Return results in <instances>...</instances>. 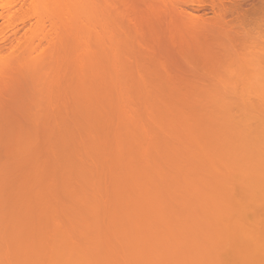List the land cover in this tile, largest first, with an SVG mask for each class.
<instances>
[{"label":"rangeland","instance_id":"374dc122","mask_svg":"<svg viewBox=\"0 0 264 264\" xmlns=\"http://www.w3.org/2000/svg\"><path fill=\"white\" fill-rule=\"evenodd\" d=\"M5 1L7 3L11 0ZM96 3V14L99 17L88 18L89 24L87 25L89 28L85 29V33L83 34L84 38L80 39L78 42V38L72 35V39L77 38V43L75 41L73 42L69 35L66 38L69 40L66 41H72V43L68 44V46H66V43V49H64L65 47L63 46L64 51L66 50L67 52L65 51L66 53L63 54L64 51H62V54L60 53V56L58 57L53 54L59 58L58 60H61L62 66L66 69L62 74L63 76L58 78L59 80L56 79L57 72L56 74L54 73L55 69L59 72L61 69H64V67L61 69L59 66H57L58 68H53V66H55L58 62V60H55L53 56L52 59L56 61L54 65L53 63L55 61L50 64L48 61L49 58L46 59L47 63L45 60L43 61L45 62L44 64H41L39 61V63H36L31 60L33 56L29 58L30 62L32 61L29 64L27 58L30 57V52L27 50L29 54L27 57V52L24 51V48L18 52L17 47L6 46L4 48V54L1 53L2 57H4V55L5 57H8L16 52L17 53L14 54L15 56H21L24 52L27 57L24 60H27V64L29 65L33 63L34 66L32 67L31 65L30 67H32V69H28L29 66L25 61L23 62L25 63L23 65V63H18L20 61V59H18L19 57L12 58L10 56V61L12 59H16L15 62L18 61V64L16 65V63L13 62L15 64V66L13 65L15 68L12 67L11 70L9 69V74L10 76L12 75V77L7 78V80H5L6 78H1L0 81L2 84H7L6 86H3L4 84L0 86V264H54L56 261L57 263L55 264H71V255L73 252H77L78 250L79 252L81 251V253H88L93 249L102 250L105 254L108 253V257L105 256L107 258L106 263L102 264H127L128 262V264H130V261L131 264H172V262H175L176 264H184L188 259V256L183 259L186 252L183 247L188 244L190 246L194 244L195 246L196 243H198V241L195 243L193 242L197 239L199 240V237L195 239L197 237V230L195 231V226L198 227L199 232L201 224H203H200V222L197 221V218H194V220L196 219L199 223V226H194L195 223L193 222L195 221H193L192 218L195 214L200 217L196 216L199 219L206 216L201 214V217L198 213L200 211H198L197 214L194 212L196 211V208L193 209L190 207L194 210H191L194 212L192 216L190 215L192 212L189 214L192 221L191 224L188 223L190 220L187 216L186 219L182 220V218H185V215L182 216L184 213L183 211L188 209V207L187 209L185 207V209L182 210V208H184L183 204L185 202V206L191 204L188 202L187 196L184 195L186 194L185 190L188 188L189 191H193V188H197L199 183L201 185L204 184V189L203 187H200V184L198 189L200 187V192L203 189L202 191L206 193L204 196L207 195L209 191L212 192V195L209 194L210 192L208 193L211 195L212 198L210 199L212 200L215 198V196L213 198V195L217 192V190L216 192L214 191L215 187L214 189L212 188L215 194H213V191L210 190V187L215 184L213 183L215 180L213 181L209 177H204V174H208V172H210L209 176L215 174L214 176L217 177V174L219 173L216 174L215 172L218 171L216 169L219 167H215L216 171L212 169L213 172L211 170L206 172L205 165V168L203 167L204 169H201L203 170L202 173L204 171L205 172L203 175L199 174V172L201 173L199 167L201 164L203 166L205 163V161L201 160H203L206 156H209L207 152L203 153V148L206 149L205 147H207L208 144V147H213V149L215 148L212 145L214 142L217 144V132L220 133L224 131L229 133L227 130L228 128L225 129L224 127L230 125L232 126L233 124L231 122L232 119L228 117L231 114L226 116L227 112H229V108L230 110L232 109V113H237L236 109L240 107V109H242V107L246 104L236 106V104L240 103V101L238 103H236V101L240 98L244 99L245 93L249 96L251 89L255 95L256 83L254 82L253 84L255 86L254 88L253 86L249 87L250 84L252 85V81L250 79H260V82L261 80L264 82V0H185L179 4H175L169 0H97ZM28 10H26L25 13L16 14L13 17V22L15 23L14 25H20L22 23L21 21L23 20L24 22L25 19L26 21L30 20V16L33 18V11L31 9L29 11ZM27 17H29V19ZM76 21H78V19L70 22L72 23ZM53 22L60 23V19L52 20L50 17L49 19L44 18V23L48 29L51 28V24ZM61 24L62 22L60 23V26ZM69 26H72V24ZM5 27H7V23L0 17V30ZM59 49L58 51H60ZM18 53L21 54L18 55ZM35 55L33 58H35ZM64 59L65 61L67 60V62L64 61L66 65L62 62ZM22 65L24 67H22ZM19 67L22 69L25 68L23 72L18 71L20 69ZM26 69H28V71ZM7 74L8 73H6V75ZM32 76H34L35 79ZM49 76L55 77H53V81H50L51 77ZM246 81H250L249 85L248 82L246 84ZM240 84H243L244 87H246V84L248 85V88H242V85ZM257 86H259V83ZM249 88L251 89L249 90ZM257 89L260 88L257 87ZM243 90L246 91L241 94L244 92ZM215 91H217V93H215ZM234 91L236 93L239 92L243 96L237 97L236 100L234 98L236 97V93ZM261 91L262 93L264 92L262 89ZM209 92H214L215 97L217 95L220 96L222 92L223 95L220 97L225 101L227 98L229 99L226 101L227 103L223 105L222 103L224 102L220 103L222 99L219 98V96H217L215 100L213 95L214 98L211 99V93ZM233 92L234 94H231L233 95L232 99L229 93ZM256 92H259V90ZM208 93L210 96L207 95V97H205ZM256 95L262 96L259 95V93ZM196 96L198 99L201 97L199 99L201 100V103L204 101L202 107L205 110L209 108L207 111L202 110L203 108H198L200 106V101H196L197 98L194 99ZM259 98L260 97L257 99ZM204 99L206 100V103L208 102L210 105L208 103L207 105ZM208 99H211L214 103ZM217 99H219V102ZM250 99L252 98L250 97ZM229 100L232 104L236 103L234 104V108L237 107L235 109L236 111L233 110V105L229 103ZM252 100L256 104L259 103V101H254L256 98H253ZM216 101L220 103V106H225L226 109L223 107V111L222 108H218L217 105L216 107ZM253 102L250 100L247 104L250 106V103H252V108H255L256 105L254 106ZM191 103H193V105H191ZM242 103H244V100ZM180 104L188 106L187 108L190 110L183 105L179 106ZM196 104L197 107L193 109ZM204 104H206V106H204ZM230 105H232V107ZM259 107V104H257L255 109L257 110ZM180 108L181 111L179 110ZM248 108L249 107H244V112L247 111ZM187 110L190 111L192 115ZM213 110L218 111L217 114L219 115H217ZM193 111H195V113H193ZM201 111H203L205 115H203ZM183 112L186 113V116ZM224 113H226V115ZM240 113L241 116H243V111ZM199 114L202 116L201 118L203 120L206 119V116H208V121L211 122V124L213 123L214 126L216 125L215 128H213V125V127L210 128V124H208L209 122L205 120L207 124L206 122H204V124L209 126L208 128L210 129L208 130H210L209 132L211 134L207 131V127L205 125V127L203 126L204 129L202 128L204 131H200L203 122L202 119L199 118ZM193 115L197 117V120H195L196 117ZM210 115L213 117L215 116L218 122L212 121L213 119L211 118L213 117ZM235 115L238 119V114ZM235 115H233V118ZM178 116L180 117L178 118ZM189 117L191 120L190 124L188 123L189 119H187ZM223 117H225L224 119L227 121H225ZM221 118L224 120L225 124H222L223 122L221 121ZM183 119L186 121V125L184 124ZM178 120L180 121L178 122ZM236 121L239 122V120ZM176 122L179 124L181 122L184 127H181L182 125H179ZM229 122L232 124L229 125ZM191 124L197 133L199 131L200 133L204 132L207 137L204 133H201L202 137H199L200 133L197 134L194 129L193 132H191ZM236 124L238 125L237 122ZM187 125H190L191 127H187ZM220 125L222 129L224 127L226 131L222 130ZM217 126L220 127L219 129L222 131H219ZM233 126L237 127L236 125ZM216 127L218 130H215L217 132L214 133L215 131L211 129H216ZM175 128L179 129L177 131L180 132L177 133ZM196 128L200 130H197ZM231 130L229 134L232 137L234 134L231 135ZM211 131H214V134ZM256 131L258 132V130ZM170 132L171 134H169ZM191 133H195L199 136L196 137V135H194V137H196L194 139L193 134ZM246 133L248 132L245 131V134ZM178 134L181 137L175 136ZM208 134L211 136L213 134V137L215 135V139ZM221 134H223V132L217 136L220 135L222 137L223 135ZM235 134H238V132L236 131ZM63 136L66 137L65 140L63 139ZM226 136L229 135L226 134ZM203 137H206L204 141L202 140ZM210 138L211 141H215L212 143L207 142ZM226 138L227 137L220 139L222 141L219 142H223V139ZM234 138L236 139L237 137L234 135ZM196 139L199 141L197 142ZM235 139L234 141L238 140L236 142L238 145L240 138L237 140ZM242 139L243 138H241V140ZM228 141L226 140V143ZM234 141L232 143L233 145ZM199 142H201V144L203 143V145L200 144L201 146L199 145L197 147L199 148V151L202 148L201 153L203 156L205 154L204 157L196 150L198 149L196 145H198L197 143ZM185 143L186 145H184ZM224 143L225 141L223 144ZM188 144L193 148L187 146ZM237 145H235L234 150L236 147L238 148ZM225 147L223 149L227 150ZM217 148L218 146L216 149ZM240 148H242V146ZM253 148L251 147V149ZM185 150L189 153L186 154L187 151ZM206 150L210 154L209 148ZM259 150L260 148L258 147V152ZM196 151L199 152L200 155H197V153L195 154ZM237 151L241 152V149L239 150L238 148L235 152L233 150L230 152L228 151L227 155H230V159L227 158V160L229 159L228 161L230 164L235 163L236 160L234 161V156L238 159L237 157L239 155L241 157L243 154L236 153ZM262 151L256 153V150H254L252 156L260 155V159L262 160L264 159V154L261 153ZM215 153H218V155H215ZM215 153L213 152L214 156H222V159H224V154H226H222L223 152L220 151H216ZM246 154L247 153H245V157L248 156ZM179 156H181V158ZM240 157L239 161L241 158H244V156ZM214 158L216 161V157ZM218 158V161L221 160ZM257 158V160H260L259 157ZM210 160L211 159L208 158L207 162L209 163ZM244 160L246 161V159ZM257 160L254 159V162H257ZM261 160L260 163L259 161L256 163L257 165L253 163V169H256L255 166H258V164H263ZM222 161L224 162V160ZM155 162H157V166ZM197 162L199 164L200 162L203 163L199 166L197 165ZM218 163L222 162L220 161ZM218 163L217 165L220 166ZM210 164H212V162H210L207 167H210ZM224 165L220 166V168H223V170L226 169V171L219 168V172L221 173L223 171L227 174L228 168H225ZM229 165L227 166L229 167ZM190 166L193 167L191 174L197 170L196 168H199L197 170L198 172L193 174L192 178L190 177V174H187V171L191 170ZM250 166L252 167L253 165L251 164ZM194 167L196 168L194 169ZM237 167H235L236 170L235 168L233 169L235 172L232 169H229L231 171L230 175L233 172V175H231V177L233 176V179L237 176V171H239V173L241 172L240 169H237ZM247 167L248 166L246 165V169ZM244 169L242 170L244 171ZM253 169L251 168L252 171ZM260 169L262 173L263 170L262 168ZM182 171L186 172L183 173ZM211 172L213 174H211ZM246 172L248 173L249 171ZM255 172L257 173L255 170L251 173L254 174ZM251 173L248 174V176H250ZM182 174H187L186 176L184 175V179H182ZM198 174L200 177L202 176L201 179ZM225 175L219 176V178L222 177L224 180L226 179ZM242 175L243 174L241 173V176ZM188 176L191 180L193 179V184L191 183L192 185H188L190 184L189 181L188 183L186 182ZM251 176L253 177V175ZM239 177L240 174L237 176V179H241ZM161 178L164 179V181ZM195 179L196 182L198 181L197 179L200 181L197 185L196 182H194ZM216 179V181L220 180L218 178ZM208 180L213 181L210 183V187L207 185L209 184L207 183ZM231 180H229V182L226 180L223 182L222 180L220 181L222 183H226L227 185L230 183L231 186V183L233 182V180ZM235 180L234 182L237 185V181ZM220 181L218 183H220ZM137 182L140 183L138 184ZM145 183L147 184L144 185ZM185 183H187V186L193 188L190 190V187H187ZM242 183L243 181L241 184ZM152 184L153 188H151ZM177 184H180V186L178 185L180 190L178 189ZM243 184V188L239 187V189L243 190L239 196L240 198L244 195L243 192L247 194L245 191L247 190L245 189L247 188L245 187L247 184ZM181 185H183L184 188L185 186L187 188L184 190ZM135 186H138V188ZM231 188L236 187L235 185H232ZM221 189H223V187H221ZM221 189H219V191ZM229 189L228 185V187L223 190L225 192L226 190L230 192L232 189H230V191ZM169 190L173 191H171L172 194ZM197 190H195V192ZM205 190L208 191L205 192ZM179 191L183 194L182 195L180 193L182 195L181 198L186 197L184 199L187 200H185L182 205L180 204L183 200L179 198L180 196H178ZM198 191L197 194L195 193L196 197L192 196L194 194L190 195L191 193H194V191L189 192L190 194L187 192L189 194L188 197L192 196V198L194 197L193 199L196 198L195 200H197L198 197L199 202L203 200H200L199 197H203L205 200V197L202 196L203 194L201 193V195H199ZM235 191L236 189H233V191H231L233 193L230 192L231 195L234 194L233 196H235ZM146 195L148 196V199ZM209 195L207 196L210 197ZM216 195L219 194L217 193ZM220 195L222 194L220 193ZM227 196L226 198L230 200V196ZM208 197L206 198L208 199ZM178 198L182 200V202ZM217 198L215 200H217ZM240 198L238 201L247 200L245 196H243L244 200L243 198L240 200ZM195 200H193L194 203L192 202L193 205L191 204V206H199V203H195ZM218 200L224 202V199ZM218 200L216 202H219ZM175 201H179L177 206V202ZM203 203V210L202 206L198 208L202 211L209 210L205 207V201ZM194 204H196V206ZM135 209L139 213H137ZM230 209L232 210L234 208L230 207ZM169 210H171L172 214ZM188 211H185V213ZM150 212H152L153 215L156 214L155 216L157 219L154 216V220L153 215ZM231 212H233V210ZM228 214L231 216L230 211ZM229 215H226L225 213L226 218H232V216L230 217ZM170 216H172V219L174 218L172 222L176 221L175 219H178L175 217H180L173 226L179 227L181 222H185L184 220H186V223L184 224H190V226H192L193 223L194 227H192L194 230L189 225H185V227H183L186 231H188L187 229L190 227L191 230L189 232L191 233L195 231L193 234L196 233V236H193L192 234L188 237L190 234H188V232L185 233L183 228L180 227L185 234V238L188 237L189 241L191 240L190 237H195L192 239L193 244H190L191 242L189 241L187 244V238L184 242L183 240H185V238L182 240V237H179L180 235L178 233H175L177 235H174L173 233L176 232L174 229L171 230L174 232L170 234L171 231L169 232V230L171 228L168 227H172L170 225L174 223H170ZM136 217L137 220L135 221L134 218ZM207 217H204V220L203 218L201 220L205 222V218L207 219ZM24 219L25 221H23ZM160 219L163 220L161 221ZM210 219H207L209 224H211L209 221ZM137 221H139V223ZM207 221L205 224H208ZM212 221L215 224L214 219ZM5 222L7 224H5L6 226L4 225ZM222 222L225 223L226 221L223 220ZM131 223L135 225L134 229L136 225L138 226V224L141 226L140 228L139 226L136 227V229H139L137 231L135 230L136 233L133 232L134 235L136 234V236L138 235V237H140L141 241H139V238L137 239L139 243H137L138 241H133L135 236L130 234L131 232L127 234L128 231H122L124 226H127V228H130V225L133 226ZM152 223L155 225L153 226ZM168 223H170V225ZM226 223L224 226L227 225ZM162 224H164L169 230L167 231V229H165L166 227ZM214 224H212L213 228ZM12 225H14V227ZM186 226H188V228ZM210 226L211 225H209V227ZM220 226L222 227L221 224ZM232 226L236 229L235 232L237 233V230H239L237 229V225L235 226V224L233 225L232 223ZM232 226L231 228H233ZM207 227V225L205 227L203 224L202 229L206 228L203 230L205 233L202 232L203 236L206 235V233L208 234L207 230H209V228ZM211 230L212 229H210V231ZM138 231H140V234ZM121 232L126 233L125 236L128 235L129 238L126 236L128 239H125L124 236H122L124 233L122 234ZM178 232L181 233L180 230ZM168 234L171 236L169 235L167 237L166 235ZM129 235H131V237L133 236L132 241ZM182 235L183 234L181 233V236ZM211 236L215 237L214 234ZM208 237L204 238L206 239V242L208 241ZM210 237L209 240H211ZM219 238L220 237H218V240ZM231 238V242L233 240L234 243H230L231 250L229 251H232L233 248H235L234 250L238 249V244L240 242L236 241L238 240L236 237H234V239ZM179 239H181V241ZM183 242L185 246L183 245L182 247ZM204 242H202V245ZM206 242L204 244L207 245ZM206 245L205 247L208 249V245ZM210 246L211 248H216V245ZM202 247L203 249L205 248L204 246H198L197 248L200 251ZM181 248L184 249L185 252L184 250H181ZM197 248L195 249L198 250ZM206 248L205 250H207ZM140 249H144L142 251L148 253V257L146 259H133L135 257H132L131 259L128 257L133 254V252H136L135 250L140 252ZM177 249H179L182 259L174 258V254H176ZM57 251L60 253L62 252V255L57 254ZM199 251L197 253L201 255L199 256V254H196L197 258L202 257V253ZM226 251L228 250L226 249ZM206 253L210 254L209 252ZM237 253L238 251H236V254ZM187 254L189 255V252ZM208 254L206 255L209 256ZM232 254L234 259L236 254ZM232 254L230 253L229 256ZM154 255L158 257L157 259H159V261L156 257H154ZM161 255L163 256L162 259L160 258ZM122 257H126L127 260H130L124 261ZM173 258L176 261H172ZM190 258L192 259L194 256ZM206 258L208 260V257ZM209 258L212 257L209 256ZM228 258L231 259L232 256L224 259L226 260ZM147 259H149V261ZM191 259H189L190 262ZM233 259H231L232 261L230 260L232 263L236 260ZM203 260L206 261V259L202 257L199 264H202ZM189 261L188 263L190 264ZM240 261L238 263H240ZM196 262L197 260H193V263L191 262V264ZM235 263H237V261Z\"/></svg>","mask_w":264,"mask_h":264},{"label":"bare ground","instance_id":"6f19581e","mask_svg":"<svg viewBox=\"0 0 264 264\" xmlns=\"http://www.w3.org/2000/svg\"><path fill=\"white\" fill-rule=\"evenodd\" d=\"M96 1L97 0H11L10 2H7L6 3V1L5 0H0V9L2 10H0L1 11V13H0V17L2 18V19H4L5 21H6V23H7V27H5L4 29H2V30H0V36H2V37H0V56L2 55L1 53H3L4 52V48L6 47V46H11V47H17L18 48V52H20L21 51V49L22 48H24V51L25 52H27V50H29L28 52H30V55L28 54V52H27V57H28V55L30 56V57H26L25 55H26V53H22V55L20 56L19 54H21V53H18V55L19 56H15L14 54H16V53H14V54H11L10 56L12 57V58H16V57H19L18 59H20V61L18 62V61H16L15 62V60L14 59H12L11 61H10V59L11 58H9L10 56H6L5 57V55H4V57H0V81H1V78L3 79H5V80H7V78H9V77H12V75L10 76V71H9V69L11 70V68L12 67H14L15 66V64L14 63H16V65L18 64V63H23L25 60L24 59H26L27 58V60L29 61V64L32 62V61H34V62H40L41 64L43 63H45L47 60L46 59H50V57H51V59L50 60H52V61H50L49 59H48V61L50 62V64H52L55 60H58L59 58H57L58 56H60V53L62 52V51H64V49H66V47H65V44H66V46H68V44H71L72 43V41L70 42V41H66V40H69V39H66L69 35H70V37L72 36V35H74V36H76L77 38H74V39H72L73 37H71L70 39L71 40H73V42L75 41V42H79V40L80 39H82V38H84L83 37V34L85 33V29H87V28H89L88 27V25L87 24H89V19L88 18H97V17H99L97 14H96V9H97V3H96ZM169 1H172L173 3H175V4H179V3H182V2H184L185 0H169ZM220 1V0H219ZM31 9L32 11H33V14H31V15H33L32 17L33 18H31V16H30V20H27L26 21V19H25V21L23 22V20L21 21L22 23L20 24V25H14L15 23L13 22V17L16 15V14H20V13H25V11L26 10H28V9ZM29 9V10H30ZM28 10V11H29ZM35 10V11H34ZM36 15V16H35ZM49 17L52 19V20H58V19H60V23L62 22V24H61V26H60V23L58 22H53L52 24H51V28H49L48 29V27L45 25V23H44V18L46 19V18H48L49 19ZM28 19H29V17H27ZM61 19H62V21H61ZM75 19H78V21H76V22H70V21H72V20H75ZM72 24V26H69V25H71L70 23ZM76 39H77V41H76ZM24 42V43H23ZM77 42V43H78ZM65 48H64V47ZM27 48V49H26ZM60 48V49H59ZM62 48V49H61ZM64 48V49H63ZM68 48V47H67ZM58 49L60 50V51H58ZM23 50V49H22ZM56 51V52H55ZM66 51V50H65ZM63 52V54L64 53H66V52ZM15 52V51H14ZM55 52V53H54ZM57 53V54H56ZM4 54V53H3ZM35 54H37V55H35ZM53 54H55L56 56H54ZM62 54V53H61ZM13 55V56H12ZM34 55H35V58H33L34 57ZM22 56H24V57H22ZM31 56H33L32 58H31ZM52 56L55 58V60H53L52 59ZM22 58V59H21ZM29 58H31V62H30V60H29ZM57 58V59H56ZM17 59V60H18ZM65 59H66V57H65ZM65 59L64 60H62V62L64 63V61H65ZM23 60V61H22ZM25 61L26 62V64H27V62L28 61ZM45 60V62H43ZM42 61V62H41ZM11 62V63H10ZM14 62V63H13ZM18 62V63H17ZM38 62V63H39ZM52 62V63H51ZM59 62V63H58ZM58 64H60V65H58L57 63H56V61L53 63V65L56 63V65L55 66H53V68H56L57 66H59V68L61 69L62 67H64V66H62V64H61V60H58ZM65 62H67V60L65 61ZM47 63V62H46ZM25 63H23V65H24ZM29 64H27L29 67H28V69H32V67L34 66L33 65V63L31 64L32 65V67H30L31 65H29ZM14 65V66H13ZM20 65V64H19ZM18 65V66H19ZM22 65V67H24ZM27 65H25V66H27ZM64 65H66L65 63H64ZM9 66H11V67H9ZM36 66V65H35ZM21 67V66H20ZM19 67V68H20ZM80 67V66H79ZM15 68V67H14ZM58 68V67H57ZM81 68V67H80ZM20 69H22V68H20ZM18 70V71H22L23 72V70L25 69V68H23L22 70ZM28 69H26L27 71H28ZM7 72H6V71ZM15 70V69H14ZM64 70H66L65 69V67H64V69H61L59 72L58 71H56V69H55V72H54V69H53V72L56 74V72H57V74H56V79H58V78H60V77H62L63 75V73H64ZM32 71V70H31ZM30 71V72H31ZM6 73H8L7 75H6ZM18 73V72H17ZM59 73V74H58ZM14 74H15V72H14ZM20 75V74H19ZM4 76V77H3ZM6 76H8V77H6ZM16 76V75H15ZM32 77H34V76H32ZM49 77H51V76H49ZM54 77V76H53ZM53 77H51V79L50 78H48V79H50V81H53L52 79H54ZM34 79H35V77H34ZM33 79V80H34ZM250 79V78H249ZM59 80V79H58ZM243 80V79H242ZM247 80V79H246ZM251 81H252V85L250 84L249 85V82L250 81H246V84H247V82H248V85H249V87H251V86H253V88L255 87L253 84H254V82L256 83L255 85H256V88H255V90L256 91H258L259 90V92H256L255 91V95H254V93H253V90L251 89V88H249V90H250V93H249V96H248V94L247 93H245V91L246 90H243L244 92H242L241 94H243V93H245L244 94V99H242V98H240V99H238L237 100V97H240V96H243V95H241L239 92H235L236 93V97H234L237 101H236V103H238L239 101H240V103H238V104H236V103H234V104H236V106H242V105H245V106H243L242 107V109H240V108H237V107H235L234 108V104H232V102L229 100V103H231L232 105H233V110H235L236 108V112L237 113H232V109L230 110V108H229V112H227L226 110V112H227V115H226V113H224L226 116H228V115H235V114H238V119H237V116L235 115V117L233 118V115H232V118H231V115L230 116H228V117H230V119H232V121L231 120H228V121H231L232 123H230L229 122V125L230 124H232V126L230 127V126H224L225 127V129L226 128H228L227 130L229 131V133H230V130H231V128H232V130H233V127H234V130H236L237 132H238V134H235L236 133V131H232L231 130V135L232 134H234L235 135V137H237L236 139L234 138V135H232V137L230 136V134L229 133H226V132H224V131H222V130H225L224 129V127H223V129H222V127H221V125H220V127H221V129H219L220 127H218V129H219V131H222L223 132V134H221V135H223L222 137L219 135V136H217L218 134H220V133H222V132H217V131H215V130H218L217 129V127H216V129H213V128H215V126H214V124L212 123L211 124V122H209L208 121V116H206L205 118L206 119H202L201 117V115H200V117L199 118H201L202 119V122H203V125L201 126V130L200 129H197V130H200V131H202L203 129H204V127L206 126L207 127V131L209 132L210 130H208V129H210L211 127H213L211 130H214L213 132L214 133H216V137H221V138H217L216 139V143L217 144H215V140L214 141H211V138H210V140H208L207 142H214L213 143V145L212 146H214L215 148L213 149V147L212 148H210V147H208V145H207V147H205L206 149H208L209 148V152H210V154L208 153V151L206 150V149H204L203 148V153L205 152H207V154L209 155L208 157H207V159H206V157L203 159V160H201V161H205V163H204V165L202 166V164L201 163H203V162H200V164H201V166H200V164L198 163H196L197 165H199L200 167V170L204 167L205 168V171L207 172L208 170H211L212 172H213V170H215L216 168L215 167H219L220 168V166H222V165H224L225 166V168L227 167L228 169H227V174L225 173V172H223V171H226V169H224L223 170V168H220V169H222L221 171V173L219 172V168L218 169H216V170H218V171H214L216 174L217 173H219V174H217L218 176L216 177V176H214V175H210V176H212V177H210L209 176V174H210V172H208V174H204V177H209L211 180H217L216 178H218V179H220V180H222V182L223 181H228L229 182V180H233V182L231 183V186L233 185H235V187L236 188H231V186H230V183L228 184L229 185V188L230 189H232L231 191H233V189L235 190L236 189V191L234 192L235 193V196H233L234 194H232L231 195V193H233V192H231L230 191V189H229V191L231 192H228V190H226V192L223 190V189H226L227 187H228V185L226 184V183H222L220 180V183H218L219 181H207V183H209V184H207L208 185V187H210V183H217L216 185L214 184V185H212V187H210L211 189V191H213V189H214V187H215V192H216V190H217V192H216V194L218 193L219 195H216L215 193H214V191H213V194H215V195H213V198H214V196H215V198H214V200L217 198V200L218 199H224V202L223 201H221V200H218L219 202H216L217 200H212V199H210V198H212L211 197V195H212V192H208L209 194H211V195H209L208 193H207V195H209L210 197H208L207 195H205L204 196V194H206V193H204V191H202L203 189H204V184H198L197 185V183L198 182H200L199 181V179H197L198 181L196 182V179H195V181L194 182H196V185H197V188H193V191H194V193H189V192H193V191H189L188 190V188L187 187H190V186H187V183H188V181L190 182V184H188V185H192L193 184V179L191 180L190 179V177L192 178V176H193V174H196L198 171V169L199 168H196V167H194V169L196 168L197 170L196 171H194L193 172V174H191V171L193 170L192 168L193 167H191V170L190 171H187V174H190L191 176L189 177H187V179H186V182L187 183H185L186 184V186H185V188H187V190L189 191H187V190H185V188H184V186L183 185H181V186H183L182 188L185 190V192H186V194H184V195H186L187 196V200H188V202H190L192 205H193V200H195V199H193L192 198V196H195L196 194H197V191L200 189V187H203V189L201 190V192H200V190L198 191V193H199V195H201V193L203 194L202 196H204L205 197V200H204V198L202 197H199L200 198V200L201 199H203V200H201L200 202H199V199H198V197H197V200H195V203H199V206L197 205L196 206V204H194L196 207H194V206H191V204L190 205H186L185 206V204H186V202H185V200L186 199H184V198H186V197H183V198H181V196L183 195L182 194V192H180L179 191V195L178 196H180L179 198L180 199H182L183 200V202H182V200H180L179 198V200L182 202L180 205H182L184 202V208H182V210L183 209H185V207H186V209H187V207H188V209L187 210H185V211H188V212H186L185 213V211H183L182 213H183V215L182 216H184L185 218H182V220L183 219H186V216H187V218L190 220V222H188V223H190L191 224V217L189 216V214L192 212V211H194L193 209L194 208H196V211H194L195 213H197L198 211H200V212H198L199 213V215H206V216H204V217H207V219L209 218H211L212 220L214 219V221H215V224H214V222L210 219L209 221L211 222V224H209V222L207 221V219L205 218V222H203V220H204V217H202V215H201V217L203 218V220H201V219H199L200 217L198 216V215H196L195 214V216L192 218V220L193 221H195V222H193V223H195L194 224V226L195 225H198L199 226V223L197 222V221H199L200 222V224L201 223H203L204 224V226L206 227V225L208 226L207 228H209V230H207L208 231V234H210V235H208L207 233H206V235H204L203 236V233H205V232H203V230L204 229H206V228H203L202 229V227H203V224H201V229H200V233L198 232V227L197 226H195L196 227V229H195V231L197 230V237L195 238V237H193V238H191L190 237V241L188 240V237L189 236H191L192 234H193V232H195V231H193L194 230V226H193V223H192V226H190V224H184V223H186V220H184L185 222L184 223H180L181 225H179L178 224V222H177V224L179 225V227L178 226H173L174 224H176L175 222L180 218V217H175V218H178V219H175L176 221H173L172 222V220L174 219H172V216H170L171 218L169 219V218H167V219H169V221H171L170 223L172 224V225H170V223H168L170 226H172V227H168V228H171L170 230L164 225V224H162V225H164L165 227H163V228H165V229H167V231L169 230V232L172 230V229H174V231H176V232H174V231H171L170 232V234L171 233H173L174 235H177V234H175V233H178L180 236L179 237H182L181 239L183 240L184 238H185V234H184V232L185 233H187L188 232V234H190V235H188V237H186L187 238V244L189 243V242H191L190 244H193V242L195 243V242H197L198 241V243H196V245L197 244H199V245H195L194 246V244L192 245L193 247H195V248H197L198 246H204L205 247V245L206 244H204L206 241V239H204L205 237H210L212 234H214L215 235V237L214 236H211L210 238H211V240H209V237H208V241L206 242L207 243V247H208V249L207 250H205V248L203 249V247H202V249H200V251H199V249L198 250H196L195 248H193L192 246H190L189 244L187 245L188 247H189V251H188V247L187 246H185V244H184V242L186 241V238H185V240H183L184 242H183V244H182V247H183V245L185 246V247H183L185 250H186V252L188 253L189 252V255L185 252V250L184 249H182L181 248V250H184V252H185V254H187V255H185L184 254V256H183V259H185L187 256V262L185 261V263L184 264H189L188 263V261H189V259H191L190 257H192V256H194V258H196V259H194V258H192L191 259V262L193 263V260H197V262L196 263H194V264H199V262H201L200 261V259L202 260V257L204 258V259H206V261L205 260H203L202 261V264H207V262H208V264H264V159H260L261 158V156L260 155H257V156H252L253 155V152H254V150H256V153L258 152V147L260 148V150H259V152L260 151H262L261 153H263L264 154V96H263V94H264V92L262 93V91H261V89L264 91V82H262V80H261V82L259 81V80H254V79H250ZM1 83V82H0ZM241 83H244V82H241ZM258 83H259V86H257L258 85ZM4 84V83H3ZM2 83H1V85L0 86H2L3 85ZM245 84V86L246 87H244V85L243 84H240V85H242V88L244 87V88H248L247 86L248 85H246ZM7 84L5 83L3 86H6ZM239 85V86H240ZM257 87L258 88H260V89H257ZM241 90V89H240ZM252 91V92H251ZM234 92L233 93H229L230 94V97L232 98V96L233 95H231V94H234ZM209 93H211V99H213L214 97H215V93H217V91H215V93L214 92H209ZM206 94V96L205 97H207V95L208 96H210V94ZM212 93H214V94H212ZM224 93V92H223ZM253 93V94H252ZM259 93V95H262V96H258V95H256V94H258ZM220 94V93H219ZM247 94V95H246ZM250 94H252V95H250ZM213 95H214V97H213ZM222 92H221V94H220V96L222 97ZM238 95V96H237ZM253 95H254V97H253ZM197 96H199V95H197ZM197 96L194 98V99H196L197 98ZM200 96H202V95H200ZM217 96H219V95H217ZM216 96V97H217ZM219 96V98H221ZM227 96V95H226ZM246 96H248V97H246ZM255 96H257V97H255ZM216 97L214 98L215 100H216ZM250 97L253 99V98H256V100H254V101H259V103H257V104H259V108H262V109H259V108H257V110L255 109L256 107H257V104L256 103H254L253 102V100L252 99H250ZM258 97H262L261 99L259 98V99H257ZM201 98V97H200ZM199 98V99H200ZM246 98V99H245ZM198 98H197V100L196 101H198L199 100ZM205 99H207V98H205ZM204 99V100H205ZM211 99H208V100H211ZM222 99V98H221ZM228 99L229 98H227V100L226 101H228ZM233 99V98H232ZM231 99V100H232ZM207 100V101H208ZM244 100V103H242V101ZM247 100V101H246ZM252 101L253 103H254V106H255V108H252V106H253V104L252 103H250V106H251V104H252V106L250 107L248 104H247V102H249V101ZM200 101V106L198 107L199 109L201 108H203L202 106V104H203V102L204 101H202V103H201V100H199ZM198 101V102H199ZM217 101L219 102V99H217ZM216 101V104H215V106L217 105L218 106V108H222V110H223V107L225 108V106H223L222 107V105L220 106V103H222V102H224V103H222L223 105L225 104V103H227L225 100H223L222 99V101H220V103H218ZM232 101H234V100H232ZM194 102H195V100H194ZM211 102H213L212 100H211ZM205 103H206V100H205ZM208 103V102H207ZM206 103V104H207ZM214 103V102H213ZM242 103V104H241ZM206 104H204V106H206ZM209 105H210V103H208ZM207 104V105H208ZM212 104V103H211ZM219 104V105H218ZM241 104V105H240ZM183 105V104H182ZM181 104L179 105V106H182ZM191 105H193V103H191ZM228 105V104H227ZM226 105V106H227ZM232 105H230L231 107H232ZM184 107H188V106H186V105H183ZM212 106V105H211ZM214 106V107H215ZM216 106V107H217ZM262 106V107H261ZM190 107V106H189ZM193 107V106H192ZM197 107V104H196V106L193 108V109H195ZM244 107H249L248 108V110L247 111H245L244 112ZM191 108V107H190ZM207 108V107H206ZM182 109H184V108H182ZM188 109V108H187ZM192 109V110H193ZM199 109H197V110H199ZM209 109V108H208ZM207 109V110H208ZM211 109V108H210ZM226 109V108H225ZM239 109V110H238ZM246 109V108H245ZM180 111H181V108L179 109ZM185 110V109H184ZM188 110H190V109H188ZM187 110V111H188ZM202 110H205L204 108L202 109ZM207 110H205V111H207ZM212 110V109H211ZM178 111V110H177ZM176 111V112H177ZM200 111V110H199ZM198 111V112H199ZM214 111V110H213ZM224 111V110H223ZM241 111H243V116H241ZM175 112V113H176ZM189 113H191L190 111H188ZM187 112V113H188ZM197 112V113H198ZM202 113H203V111H201ZM209 112V111H208ZM211 112V111H210ZM216 114L218 113V111H214ZM231 112V113H230ZM240 113V115H239V113ZM184 113V112H183ZM193 113H195V111H193ZM196 113V114H197ZM223 113V112H222ZM221 113V114H222ZM185 114V116H186V113H184ZM195 114V115H196ZM220 114V115H221ZM178 115V114H177ZM189 115V114H188ZM191 115H192V113H191ZM198 115V116H199ZM203 115H205L204 113H203ZM215 115V114H214ZM217 115H219V114H217ZM175 116H176V114H175ZM181 116H183V115H181ZM184 116V117H185ZM190 116V115H189ZM194 116V115H193ZM211 116V115H210ZM210 116H209V118H210ZM224 116V115H223ZM225 116V117H226ZM240 116H241V121H240ZM180 116H178V118H179ZM184 117H182V118H184ZM194 117H196V116H194ZM211 117H213V116H211ZM225 117H223V119L225 118ZM193 118V117H192ZM198 118V119H199ZM203 118H204V116H203ZM214 118H215V120H214ZM243 118V119H242ZM185 119V118H184ZM184 119H183V122H184V124L186 125V121H184ZM187 119H189V124H190V117L189 118H187ZM186 119V120H187ZM211 119H213L212 121H216V122H218V120H217V118L214 116L213 118H211ZM222 118H221V121L223 122L222 124H225L224 123V120L225 121H227L226 119H224L223 120ZM228 119V118H227ZM239 120V122L238 121H236V120ZM195 120H197V117H196V119ZM200 120V119H199ZM209 122L208 124H210L209 126H210V128H208L209 126L208 125H206L207 124V122ZM210 120V119H209ZM234 120V121H233ZM180 120H178V122H179ZM211 121V120H210ZM220 121V122H221ZM238 123V125L236 124V122ZM182 122V123H183ZM196 122V121H195ZM194 122V123H195ZM204 122H206V124H204ZM177 123V122H176ZM227 123V122H226ZM177 124H179V123H177ZM180 124H181V122H180ZM179 124V125H180ZM197 124H198V122H197ZM202 124V123H201ZM175 125V124H174ZM182 125V124H181ZM195 125V124H194ZM205 125V126H204ZM213 125V126H212ZM226 125H228V124H226ZM233 125H236L237 127H235V126H233ZM176 126V125H175ZM190 125H187V127H189ZM192 126V127H191ZM191 128L192 129H190L191 130V132H193V129H194V131H195V128L193 127V125L191 124ZM198 126V125H197ZM204 126V127H203ZM181 127H184L183 125L181 126ZM172 128H174V127H172ZM199 128V127H198ZM203 128V129H202ZM176 129V128H175ZM184 129V128H183ZM186 129V128H185ZM238 129V130H237ZM170 130V129H169ZM177 130H179V129H176V131ZM187 130V129H186ZM206 130V129H205ZM241 130H243V131H241ZM253 130H258V132L256 131H253ZM172 131V130H171ZM188 131V130H187ZM200 131L197 133L196 131V133L197 134H199L200 133ZM204 131V130H203ZM207 131H205V132H207ZM226 131V130H225ZM240 131V132H239ZM245 131L246 132H253V133H249V135H248V133H246L245 134ZM167 132H168V130H167ZM180 132V131H179ZM178 131H177V133H179ZM182 132V131H181ZM185 132V131H184ZM212 132V131H211ZM212 132V133H213ZM235 132V133H234ZM175 133V132H174ZM186 133V132H185ZM202 133V132H201ZM200 133V136L199 135H197V134H193V133H191V134H193V137H194V135H196V137H202L201 135L204 133H202L201 134ZM210 133V132H209ZM213 133V134H214ZM255 133V134H254ZM169 134H171V132L169 133ZM181 134V133H180ZM188 134V133H187ZM190 134V133H189ZM205 134V133H204ZM211 134V133H210ZM210 134H208V135H210ZM213 134H212V136L211 137H213ZM224 134H225V136H224ZM226 134H228L229 136H230V138H229V136H226ZM176 137L177 136H179V134L178 135H175ZM204 136V135H203ZM205 136L207 137V135L205 134ZM239 136H241V137H239ZM64 137V136H63ZM179 137H181V136H179ZM196 137H194V139L196 138ZM206 137H203L202 138V140L204 141V139H206ZM214 137H215V135H214ZM213 137V138H214ZM224 137H227L226 139H223V142L225 141V143L223 144V142H219V141H222V140H220V139H222V138H224ZM208 138H209V136H208ZM230 140H229V139ZM240 138V140H239V143H238V145H237V139H239ZM241 138H243L242 140H241ZM64 140L66 139V137H64L63 138ZM185 139H186V137H185ZM191 139V138H190ZM198 139V138H197ZM196 139V140H197ZM215 139V138H214ZM234 139L235 140H237V141H234ZM63 140V141H64ZM188 140V139H187ZM187 140H185V141H187ZM226 140L228 141L227 143H226ZM252 140V141H251ZM178 141V140H177ZM176 141V142H177ZM199 140H197V142H198ZM200 141H201V139H200ZM206 141V140H205ZM233 141H234V145L232 144L233 143ZM241 141H242V143H241ZM251 141V142H250ZM187 142H189V141H187ZM202 142V141H201ZM201 142H199V143H197L198 145H196V147L197 146H199L200 144H201ZM206 142V143H207ZM248 143V145H247V143ZM191 143V142H190ZM195 143H196V141H195ZM229 143V144H228ZM244 143V144H243ZM249 143H250V145H249ZM252 143H253V145H252ZM70 144V143H69ZM229 146H228V145ZM241 144V145H240ZM246 144V145H245ZM255 144V145H254ZM179 145V144H178ZM184 145H186V143L184 144ZM195 145V144H194ZM201 145H203V143L201 144ZM200 145V146H201ZM218 146V150L216 149V147ZM219 145H221V146H219ZM232 145V146H231ZM235 145H237L238 146V148H239V150L241 149V152L240 151H237L236 153H240V154H242L241 155V157L242 156H244V158H241L240 157V155L237 157L238 159H236V156H234L235 157V159H234V157H233V159H234V161H235V163H231L230 164V162L228 161L229 159H230V155L228 156L227 154H228V151L230 152L231 150H233L234 152L236 151V150H238V148L236 149L235 148V150H234V147H235ZM245 145V146H244ZM252 145V146H251ZM257 145H259V146H257ZM175 146H176V144H175ZM181 146V145H180ZM187 146H189V144L187 145ZM211 146V145H210ZM226 146V147H225ZM233 147V148H231V147ZM242 146V148H240ZM248 146H249V148H248ZM261 146H263V147H261ZM189 147H192L191 145L189 146ZM195 147V148H196ZM226 148L227 150H224L223 148ZM230 147V148H229ZM247 148V149H245V148ZM251 147L253 148V149H251ZM257 147V148H256ZM176 148H178V147H176ZM180 148V147H179ZM193 148V147H192ZM198 148V147H197ZM243 148H244V150H243ZM212 149H213V152L215 153L216 151H220V152H223L222 154H224V153H226V154H224V159H222V156H214V154H213V152H212ZM262 149V150H261ZM187 150H188V148H187ZM187 150H185V151H187ZM197 151H199V148L198 149H196ZM206 150V151H205ZM221 150H223V151H221ZM173 151V150H172ZM193 151V150H192ZM191 151V152H192ZM195 152V154L197 153V155H200L201 154V156H203L202 155V153H201V151H202V148L200 149V154H199V152ZM250 153H249V152ZM252 151V152H251ZM179 152V151H178ZM212 152V153H211ZM258 152V153H259ZM171 153V152H170ZM169 153V154H170ZM189 152L187 151V153L186 154H188ZM245 153H247L246 155H248V156H246L245 157ZM195 154H193V155H195ZM206 154V155H207ZM213 156H212V155ZM230 154H232V153H230ZM255 154V153H254ZM262 154V155H263ZM215 155H218V153H215ZM256 155V154H255ZM204 156H205V154H204ZM203 156V157H204ZM180 158H181V156H179ZM183 157V156H182ZM202 157V158H203ZM211 157H213V158H211ZM214 157H216V161H215V158ZM219 157V158H218ZM239 157L241 158V160L239 161ZM256 157V158H255ZM257 157H259V159L261 160V162L263 163V164H258V166L260 165V166H262V167H260L259 166V168L258 169H260V168H262V170H263V172L261 173V169L260 170H258L257 169V167L258 166H255L256 167V169H253V167H254V164L253 163H255V165H257L256 163H258V161H259V163H260V160H257L258 158ZM194 158V157H193ZM193 158H191V159H193ZM195 158H197V157H195ZM208 158H210L211 160L209 161V163L210 162H212V164H210L211 166L209 167H207V165H209V163L207 162V160H208ZM217 158L218 159H221V160H217ZM227 158H229L228 160H227ZM248 158V159H247ZM249 158H251V159H249ZM263 158H264V156H263ZM201 159V158H200ZM244 159H246V161L244 160ZM254 159L255 160H257V162H254ZM182 160V159H181ZM198 160H199V157H198ZM222 160H224V162H227V163H224ZM190 161V160H189ZM188 161V162H189ZM215 161V162H214ZM222 162V163H224V164H222V163H218V162ZM239 161V162H238ZM250 161H251V163H250ZM159 162V161H158ZM206 162H207V164H206ZM237 162V163H236ZM243 162H244V164H243ZM246 162H248V163H246ZM156 163V166H157V162H155ZM183 163V162H182ZM192 163H193V161H192ZM192 163H190V164H192ZM214 163V164H213ZM216 163V164H215ZM217 163L218 164H220V166H218L217 165ZM230 165H229V164ZM240 163V164H239ZM250 163V164H249ZM222 164V165H221ZM237 164V165H236ZM253 165L252 167L250 166V165ZM155 165V164H154ZM161 165V164H160ZM187 165V164H186ZM227 165H229V167L232 165L233 166V168H232V166L229 168ZM239 165H241V166H239ZM246 165L249 167H247V169H246ZM194 166V165H193ZM223 166V167H224ZM238 166V167H237ZM186 167H188V166H186ZM214 167V168H213ZM235 167H237V169L239 170L240 169V173H239V171H237L239 174H240V177L239 178H241V179H237V176L239 175L238 173L236 174L237 176L235 177V175H234V177H235V179H237V180H235V179H233V176L231 177V175H233V172L231 173V175H230V170L232 169H234ZM241 167V168H240ZM253 169V171L251 170V168ZM203 168V169H204ZM209 168V169H208ZM211 168V169H210ZM245 168V169H244ZM213 169V170H212ZM230 169V170H229ZM242 169H244V171L242 170ZM186 170V169H185ZM187 170H188V168H187ZM235 170H236V168H235ZM235 170H233L234 172H235ZM254 170L255 171H257V173L255 172L254 174H252L251 172H254ZM202 171L203 170H201V173L199 172V174H202L203 175V173L205 172H203L202 173ZM246 171H249L248 173L246 172ZM260 171V172H259ZM183 172V171H182ZM186 172V171H185ZM185 172H183V173H185ZM189 172V173H188ZM211 172V174H213ZM241 173L244 175H242L241 176ZM251 173V175H253V177L251 176H248V174H250ZM186 174V175H187ZM198 174V175H199ZM221 174V175H220ZM226 174V175H225ZM247 174V175H246ZM184 175L185 174H182V179H184ZM185 175V176H186ZM197 175V176H198ZM206 175V176H205ZM224 176L225 175V178L226 179H222V177L221 178H219V176ZM196 176V177H197ZM227 176V177H226ZM229 176H230V179H229ZM159 177H160V175H159ZM195 177V176H194ZM213 177H215V178H213ZM167 178V177H166ZM198 178V177H197ZM199 178L201 179L202 178V176L200 177V175H199ZM213 178V179H212ZM253 178V179H252ZM152 179V178H151ZM162 179V178H161ZM189 179V180H188ZM154 180V179H153ZM163 181H164V179H162ZM231 180V181H232ZM234 180L235 181H237V185H236V183L234 182ZM145 181V180H144ZM183 181V180H182ZM205 181V180H204ZM240 181V182H239ZM243 181V183H245V187H247V188H245V189H247V190H245L246 192H247V194L245 193V192H243V196H245L246 198H247V200L245 199L244 200V198H243V196L240 198L239 196L241 195V191H243V190H241V189H239V187L240 188H243L244 186V184L242 183L241 184V182ZM146 182V181H145ZM202 182V181H201ZM239 182V183H238ZM138 184L140 183V182H137ZM174 183V182H173ZM192 183V184H191ZM203 183V182H202ZM136 184V183H135ZM147 183H145L144 185H146ZM160 184H161V182H160ZM171 184V183H170ZM220 184V185H219ZM162 185V184H161ZM176 185V184H175ZM180 186V184H177V186ZM142 186V185H141ZM149 186V185H148ZM152 187L151 188H153V184L151 185ZM179 186H178V189L180 190V188H179ZM195 186V185H194ZM198 186H200L199 187V189H198ZM219 186V187H218ZM223 187V189H221V187ZM224 186H225V188H224ZM227 186V187H226ZM242 186V187H241ZM136 188H138V186H135ZM150 187V186H149ZM160 187V186H159ZM196 187V186H195ZM205 187H206V184H205ZM238 187V188H237ZM166 188V187H165ZM170 188V187H169ZM177 188V187H176ZM191 187L189 188L190 190L192 189ZM213 188V189H212ZM217 188H219V189H221L220 191H219V189H217ZM197 190L196 192H195V190ZM136 191H137V189H136ZM141 191H143V190H141ZM148 191V190H147ZM162 191V190H161ZM160 191V192H161ZM168 191V190H167ZM170 191V190H169ZM172 191V190H171ZM170 191V192H171ZM208 191V190H207ZM206 190H205V192H207ZM219 191V192H218ZM223 191V192H222ZM237 191H240V192H237ZM140 192V191H139ZM154 192V191H153ZM173 192V191H172ZM172 192H171V194H172ZM175 192V191H174ZM178 192V191H177ZM176 192V193H177ZM185 192H183V193H185ZM190 194V195H192V194H194V195H192V196H189L188 197V193ZM163 193V192H162ZM182 195H181V194ZM196 193V194H195ZM220 193L222 194V195H220ZM228 193V194H227ZM238 193V194H237ZM240 193V194H239ZM149 194V193H148ZM157 194V193H156ZM170 194V193H169ZM174 195H176L175 193H173ZM225 197H224V196ZM227 195H229L230 196V200L228 199V198H226V196ZM237 195H238V198H237ZM247 195H248V197H247ZM144 196V195H143ZM147 196V195H146ZM145 196V197H146ZM198 196V195H197ZM217 196V197H216ZM220 196H222V197H220ZM141 197V196H140ZM144 197V198H145ZM153 197V196H152ZM162 197H163V195H162ZM196 197V196H195ZM206 197H208V199L209 200H211V201H209ZM228 197V196H227ZM232 197V198H231ZM233 197H235V198H233ZM158 198V197H157ZM171 198V197H170ZM176 198V197H175ZM188 198H192L191 200L190 199H188ZM239 198H240V200L243 198V200L244 201H238L239 200ZM147 199H148V196H147ZM161 199V198H160ZM165 199V198H164ZM163 199V200H164ZM168 199V198H167ZM227 199V200H226ZM138 200V199H137ZM149 200H150V197H149ZM151 200H152V198H151ZM172 200H173V198H172ZM186 200V201H187ZM237 200V201H236ZM147 201V200H146ZM153 202H154V200H152ZM171 201V200H170ZM198 201V202H197ZM205 201V207H207L206 209H209V210H207V211H202L203 210V208H204V203L203 202ZM227 202V204H226V202ZM230 201V202H229ZM232 201H234V202H232ZM236 201V202H235ZM246 201V202H245ZM138 202V201H137ZM144 202V201H143ZM164 202V201H163ZM171 202H173V201H171ZM175 202H177V201H175ZM187 202V203H188ZM193 202V203H192ZM202 202V203H201ZM221 202H223V203H221ZM165 203H167V202H165ZM179 203V201L176 203V206H177V204ZM217 203H219V204H217ZM230 203V204H229ZM139 204H140V202H139ZM151 204V203H150ZM200 204H202V205H200ZM135 205V204H134ZM169 205V204H168ZM216 205V206H215ZM225 205V206H224ZM229 205H231V206H229ZM233 205V206H232ZM136 206V205H135ZM139 206V205H138ZM150 206V205H149ZM155 206H156V203H155ZM202 206V210H200V208H198V207H201ZM213 206H215V207H213ZM220 206V207H219ZM159 207H161V206H159ZM166 207V206H165ZM182 207V206H181ZM180 207V208H181ZM190 207H192V208H190ZM223 207V208H222ZM230 207L231 208H234V209H232L233 210V212H231L232 210L230 209ZM151 208V207H150ZM162 208V207H161ZM227 208V209H226ZM152 209H153V207H152ZM158 209V208H157ZM172 209V208H171ZM176 209H177V207H176ZM198 209V210H197ZM206 209H204V210H206ZM230 209V210H229ZM136 210V209H135ZM145 210V209H144ZM168 210V209H167ZM175 210V209H174ZM192 210V211H191ZM223 210H224V212H223ZM137 211V210H136ZM151 211V210H150ZM155 211V210H154ZM170 211V213L172 214V212H171V210H169ZM208 211H209V213H208ZM227 211V212H226ZM229 211H230V213H231V216H232V218H226V216H225V213H226V215H229L228 213H229ZM134 212V211H133ZM141 212V211H140ZM143 212V211H142ZM194 212H192V214H190L191 216L193 215V213ZM204 212H205V214H204ZM137 213H139L138 211H137ZM151 214H152V212H150ZM165 213H166V210H165ZM197 213V214H198ZM220 213V214H219ZM143 214V213H142ZM157 214H158V211H157ZM207 214H209V215H207ZM221 214H223V215H221ZM140 215V214H139ZM153 215V214H152ZM156 215V214H155ZM155 215H153V219H154V216ZM175 215V214H174ZM132 216H133V214H132ZM135 216V215H134ZM141 216V215H140ZM139 216V217H140ZM165 216V215H164ZM181 216V215H180ZM196 216H198V217H196ZM210 216V217H209ZM230 216V215H229ZM230 216V217H231ZM142 217V216H141ZM158 217V216H157ZM159 217H161V216H159ZM174 217V216H173ZM190 217V218H189ZM226 218V219H224V218ZM228 217V216H227ZM151 218V217H150ZM155 218H156V216H155ZM166 218V217H165ZM194 218H197V221H196V219L194 220ZM223 218V219H222ZM22 219V218H21ZM21 219H20V221H21ZM144 219V218H143ZM147 219V218H146ZM157 219V218H156ZM188 219H187V221H188ZM199 219V220H198ZM130 220H132V219H130ZM134 220L136 221L137 220V217L136 218H134ZM140 220V219H139ZM155 220V219H154ZM161 220V219H160ZM163 220V219H162ZM161 220V221H162ZM181 220V219H180ZM179 220V221H180ZM221 220V221H220ZM226 221L225 223L227 224V225H225L224 226V222H222V221ZM23 221H25V219L23 220ZM133 221V220H132ZM131 221V222H132ZM149 221H151V220H149ZM165 221H167V220H165ZM168 221V222H169ZM202 221V222H201ZM206 221L208 222V224L209 225H211L210 227H209V225L208 224H205L206 223ZM15 222V221H14ZM19 222V221H18ZM138 223H139V221H137ZM141 222V221H140ZM16 223V222H15ZM25 223V222H24ZM26 223H27V221H26ZM25 223V224H26ZM135 223V222H134ZM137 223V224H138ZM144 223V222H143ZM155 223V222H154ZM164 223V222H163ZM198 223V224H197ZM224 223V224H223ZM229 223V224H228ZM232 223H233V225L235 224V226L237 225V227H235V228H237V229H239V230H237V233L235 232V230L236 229H234V227L232 226ZM6 224V222L4 223V225ZM131 224H133V223H131ZM146 224V223H145ZM156 224V223H155ZM155 224H153L152 223V225L154 226ZM212 224H214V228H213V225ZM220 224L222 225V227L220 226ZM7 225V224H6ZM5 225V226H6ZM17 225H19V224H17ZM185 225H189L191 228H193V232H189L190 230H191V228L189 229L188 228V226H186L187 228V230L188 231H186V230H184V227H185ZM217 225H218V227H217ZM13 227H14V225H12ZM134 224H133V226H131L130 225V228H127V226L125 227L124 226V229L122 230V231H128V233L127 234H129V232H131L130 234H133V232L134 233H136V231L137 230H139L138 228L136 229V227H138L139 226V228L141 227L139 224H138V226L136 225V227H135V229H134ZM168 226V225H167ZM184 226V227H183ZM231 226L233 227V228H231ZM8 227V226H7ZM132 227V228H131ZM151 227V226H150ZM158 227H160V226H158ZM175 227V228H174ZM176 227H177V230L179 231L180 230V232H181V228L180 227H182L183 228V230H184V232H183V230H182V236H181V233H179L177 230H176ZM9 228H10V226H9ZM156 228V227H155ZM210 229H212L211 231L212 232H214V233H212L211 231H210ZM218 229V230H217ZM234 229V230H233ZM121 230V229H120ZM134 230V231H133ZM136 230V231H135ZM152 230H153V228H152ZM215 230V231H214ZM217 230V231H216ZM164 231V230H163ZM162 231V232H163ZM206 231V230H205ZM123 232V233H124ZM145 232V231H144ZM166 232V231H165ZM203 232V233H202ZM216 232V233H215ZM223 232V233H222ZM122 233V232H121ZM122 233V234H123ZM138 233L140 234V231H138ZM196 233H194L193 234V236H196ZM201 233H202V235H201ZM219 233V234H218ZM221 233V234H220ZM125 234L126 233H124V235H122V236H124V238L125 239H128L129 237H128V235H126L128 238H126V236H125ZM145 234V233H144ZM170 234H168V235H166L167 237L170 235ZM172 234V235H173ZM218 235V236H217ZM219 235H221V236H219ZM130 236V238H131V241L133 240V236H135L134 237V240L133 241H138L137 239L139 238V241H141V239H140V237H138V235L136 236V234L134 235L133 234V236L131 237V235H129ZM171 236V235H170ZM184 236V237H183ZM202 238H201V237ZM231 236H232V238L234 239V237H236L238 240H236V238H235V240L236 241H240L239 242V248L238 249H236V250H234L235 248H233V250L232 251H229V250H231L230 248H231V246H230V243H234L233 242V240H232V242H231V240H230V238H231ZM143 237V236H142ZM178 237V236H177ZM199 237V240L197 239ZM218 237H220L219 238V240H220V242H219V240H218ZM135 238H136V240H135ZM170 238H172V237H170ZM197 239L196 241H193L192 239ZM214 238H216V239H214ZM231 238V239H232ZM144 239V238H143ZM147 239V238H146ZM167 239H169V238H167ZM181 239H179L180 241H181ZM204 239V240H203ZM215 241H214V240ZM201 240V241H200ZM139 241L137 242V243H139ZM150 241V240H149ZM175 241V240H174ZM176 241H177V239H176ZM189 241V242H188ZM193 241V242H192ZM205 241V242H204ZM230 241V242H229ZM142 242H145V241H142ZM147 242V241H146ZM201 244H200V243ZM202 242H204L203 243V245H202ZM209 242V243H208ZM214 243V244H211V243ZM218 242V243H217ZM222 242V243H221ZM130 243V242H129ZM132 243V242H131ZM134 243V242H133ZM151 243V242H150ZM216 243V244H215ZM152 244V243H151ZM160 244V243H159ZM179 244V243H178ZM235 244H237V243H235ZM144 245V244H143ZM155 245V244H154ZM162 245V244H161ZM210 245H216V248H211V246ZM220 245H221V247H220ZM150 246V245H149ZM222 246H223V248H222ZM234 247H236L235 245H233ZM178 247V246H177ZM186 247H187V249H186ZM238 247V246H237ZM135 248V247H134ZM153 248V247H152ZM174 248V247H173ZM191 248V249H190ZM210 248V249H209ZM223 250H222V249ZM148 249V248H147ZM147 249H145V250H147ZM155 249H157V248H155ZM159 249V248H158ZM179 249H180V247H179ZM179 249H177V252H178V254H177V252H176V254H174V258H178V259H182V255H181V253H179ZM219 249V250H218ZM226 249L229 251H226ZM141 251L139 252L138 250H135L136 252H133V254H131L130 256H128V257H130L131 259H132V257H135V258H133V259H137V258H140V259H146L147 257H148V253L146 252L145 253V251H142V250H144V249H140ZM167 250V249H166ZM174 250V249H173ZM180 250V251H181ZM214 250V251H213ZM216 250V251H215ZM218 250V251H217ZM138 251V252H137ZM194 251H195V254H194ZM200 252V253H202V257L201 258H199V261H198V258H197V256H196V254H199V253H197V252ZM204 253H203V252ZM209 252L210 254H208V253H206V252ZM211 251V252H210ZM224 251V252H223ZM236 251H238V253L236 254ZM87 252H88V250H87ZM103 252V253H102ZM150 252V251H149ZM182 252V251H181ZM183 252V253H184ZM190 252H191V255H190ZM213 252V253H212ZM216 252H217V255H216ZM219 252H221V253H219ZM225 252H228V253H225ZM62 253V252H61ZM59 251H57V254H61ZM107 253V252H106ZM130 253V252H129ZM160 253V252H159ZM212 253V254H211ZM225 253V254H224ZM232 254V253H235L236 255H235V258L234 259H236V260H234L233 259V254L232 255H230L229 256V254ZM108 254V253H107ZM107 254H105L104 253V251H102V250H95V249H93L92 251H89L88 253H81V251L79 252L78 250H77V252H73L72 253V255H71V264H102V263H106V257H108V255ZM157 254V253H156ZM165 254H167V253H165ZM204 254V255H203ZM206 254H208L210 257H212V258H209V256H207ZM227 254V255H226ZM62 255V254H61ZM169 255V254H168ZM178 255V256H177ZM201 254H199V256H200ZM106 256V257H105ZM124 256V255H123ZM177 256V257H176ZM190 256V257H189ZM225 256V257H224ZM232 256V258L231 259H233L234 260V262L232 263L231 261V259L230 258H228V259H224V258H227V257H231ZM237 256H240V257H237ZM144 257V258H143ZM153 257V256H152ZM154 257H156L155 255H154ZM158 257H159V254H158ZM158 257H156V259L158 258ZM169 258H171L170 256H168ZM185 257V258H184ZM206 257H208V260H207V258ZM216 257V258H215ZM220 257H223V258H220ZM123 258V257H122ZM124 258H126V257H124ZM123 258V260L125 261V260H127V258L126 259H124ZM149 258H150V256H149ZM161 259L163 258V256L161 255V257H160ZM166 258V257H165ZM173 258V260L172 261H176L175 259ZM214 258V259H213ZM172 259V258H171ZM177 259V260H178ZM210 259V260H209ZM239 259V260H238ZM240 259H241V261H240ZM128 260H130V259H128ZM127 260V261H128ZM148 261H149V259H147ZM158 261H159V259H157ZM211 260H213V261H211ZM224 260H225V262H227V263H225L224 262ZM231 260V261H230ZM141 261V260H140ZM163 261V260H162ZM179 261V260H178ZM237 261V263H235ZM240 261V263H238ZM28 262V261H27ZM30 262V261H29ZM147 262V261H146ZM145 262V263H146ZM155 262V261H154ZM164 262V261H163ZM190 262V261H189ZM191 262H190V264H191ZM212 262H214V263H212ZM230 262V263H229ZM55 263H57V261L56 262H54V264ZM129 263V262H128ZM127 263V264H128ZM171 263V262H170ZM175 262H172V264H174ZM59 264V263H58ZM125 264V263H124ZM130 264H131V261H130ZM137 264V263H136ZM157 264V263H156ZM165 264H167V263H165ZM169 264V263H168ZM176 264V263H175ZM178 264H180V263H178Z\"/></svg>","mask_w":264,"mask_h":264}]
</instances>
